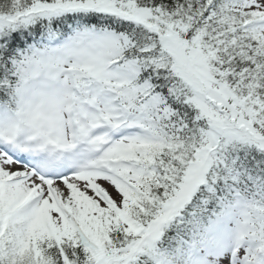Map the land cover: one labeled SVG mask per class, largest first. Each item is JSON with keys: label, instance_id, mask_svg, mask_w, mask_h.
I'll list each match as a JSON object with an SVG mask.
<instances>
[{"label": "snow or ice", "instance_id": "6c2138e0", "mask_svg": "<svg viewBox=\"0 0 264 264\" xmlns=\"http://www.w3.org/2000/svg\"><path fill=\"white\" fill-rule=\"evenodd\" d=\"M0 264H264V0H0Z\"/></svg>", "mask_w": 264, "mask_h": 264}]
</instances>
